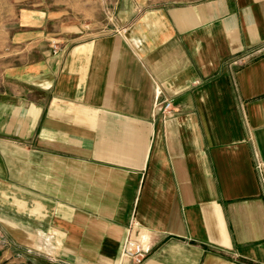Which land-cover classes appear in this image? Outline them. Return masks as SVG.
Segmentation results:
<instances>
[{"label":"crops","instance_id":"0c3cea01","mask_svg":"<svg viewBox=\"0 0 264 264\" xmlns=\"http://www.w3.org/2000/svg\"><path fill=\"white\" fill-rule=\"evenodd\" d=\"M103 1L111 29L94 0L20 23L53 29L0 88L12 237L47 264H134L129 236L142 264H264V0Z\"/></svg>","mask_w":264,"mask_h":264},{"label":"rangeland","instance_id":"374dc122","mask_svg":"<svg viewBox=\"0 0 264 264\" xmlns=\"http://www.w3.org/2000/svg\"><path fill=\"white\" fill-rule=\"evenodd\" d=\"M60 2L65 4H59ZM68 4L69 0H0V88L4 89L7 81H9L7 71L21 66L36 56V48L31 51L27 43L32 37L43 39L41 41L43 46L51 43L47 39L48 31L53 27L47 25L45 31H42L39 35L36 32L27 31V28L20 25L24 21L25 15H28L30 11H42L48 14L63 7L66 9ZM87 7H94L96 16L94 20L83 18L82 23L84 26L98 23L104 27V25L109 24L111 25L109 29H111L112 24L107 11H104L108 8L105 1L94 0ZM5 195L4 192L0 193V264H47L41 260L44 257L39 255L36 250L38 248L36 243L32 246L24 242L23 239L12 237L14 235L12 232L21 228V224L6 223ZM19 212H21V208H19ZM15 219L19 222L22 220L20 215Z\"/></svg>","mask_w":264,"mask_h":264},{"label":"built area","instance_id":"2783aa9c","mask_svg":"<svg viewBox=\"0 0 264 264\" xmlns=\"http://www.w3.org/2000/svg\"><path fill=\"white\" fill-rule=\"evenodd\" d=\"M117 32L124 33V29H120ZM163 112L165 115L169 116L172 113V103L169 101L164 102ZM148 256V253L145 252L142 245L130 237L124 242L121 258L123 261L132 262L134 264H142Z\"/></svg>","mask_w":264,"mask_h":264}]
</instances>
